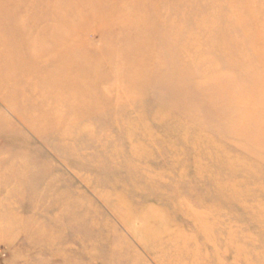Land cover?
Listing matches in <instances>:
<instances>
[{"label": "rangeland", "instance_id": "374dc122", "mask_svg": "<svg viewBox=\"0 0 264 264\" xmlns=\"http://www.w3.org/2000/svg\"><path fill=\"white\" fill-rule=\"evenodd\" d=\"M0 264H264V0H0Z\"/></svg>", "mask_w": 264, "mask_h": 264}, {"label": "bare ground", "instance_id": "6f19581e", "mask_svg": "<svg viewBox=\"0 0 264 264\" xmlns=\"http://www.w3.org/2000/svg\"><path fill=\"white\" fill-rule=\"evenodd\" d=\"M230 17H232V16H230ZM145 19L148 20L149 18L143 17L142 18V22ZM162 20L163 21H158L157 24L154 25V26H152L151 28H147L146 33H145L147 35V37L150 38V35H153L154 34V37L157 38V40L160 43H162V44L165 43V41L169 42V40H172L173 38H176V37L178 38V36H177L178 33L176 32V30L174 28V21H171L170 24H169V22L167 20H164V19H162ZM232 20H233V17L232 18H229V22L230 23L232 22ZM235 23L236 24L241 23V19H238L237 21H235ZM140 24L141 23H139V25ZM196 28H197V26H196ZM145 34L143 36L139 37V39H141V38L146 39V35ZM166 37H169V38L166 39ZM69 46H70V44H69ZM73 62L74 61H70L69 60L67 63H64V65L70 64V63H73ZM159 65H160V68H161V66H163L162 60H160V59H159Z\"/></svg>", "mask_w": 264, "mask_h": 264}]
</instances>
